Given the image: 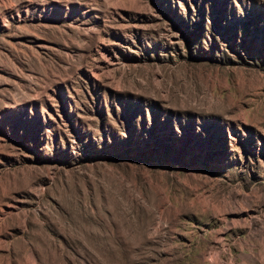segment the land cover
Returning a JSON list of instances; mask_svg holds the SVG:
<instances>
[{
	"label": "rangeland",
	"instance_id": "1",
	"mask_svg": "<svg viewBox=\"0 0 264 264\" xmlns=\"http://www.w3.org/2000/svg\"><path fill=\"white\" fill-rule=\"evenodd\" d=\"M0 264H264V0H0Z\"/></svg>",
	"mask_w": 264,
	"mask_h": 264
}]
</instances>
